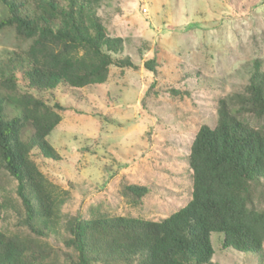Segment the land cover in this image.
Segmentation results:
<instances>
[{
  "label": "rangeland",
  "instance_id": "374dc122",
  "mask_svg": "<svg viewBox=\"0 0 264 264\" xmlns=\"http://www.w3.org/2000/svg\"><path fill=\"white\" fill-rule=\"evenodd\" d=\"M98 13L107 36L123 41V52L113 58L131 65H112L101 85L54 92L70 108L60 113L49 137L59 160H45L36 151L31 160L59 200L57 234L37 238L20 227L16 183L4 174L0 181V231L38 241L49 251L50 264H68L73 251L65 245L66 227L77 217L161 222L186 207L197 134L202 126H217L220 103L245 93L254 64L264 65V0H104ZM6 15L0 3V21ZM31 44L18 39L14 29L0 30V58L24 55ZM51 47L60 53L59 44ZM149 60L156 74L145 68ZM1 91L14 97L26 93L21 84ZM29 94L54 104L48 95ZM245 120L256 129L264 126V120ZM127 186L149 192L137 199ZM254 206L264 210V180ZM222 240V234L211 236L213 264H264V244L256 256L225 250Z\"/></svg>",
  "mask_w": 264,
  "mask_h": 264
},
{
  "label": "trees",
  "instance_id": "16d2710c",
  "mask_svg": "<svg viewBox=\"0 0 264 264\" xmlns=\"http://www.w3.org/2000/svg\"><path fill=\"white\" fill-rule=\"evenodd\" d=\"M103 1L0 0L7 11L0 30L14 29L18 39L32 40L24 55L0 58V89L15 91L21 84L26 90L21 97L0 90V181L4 174L16 183L23 211L19 226L37 238L58 232L59 200L31 160L34 151L45 160H59L49 137L60 113L70 108L54 92L101 85L112 65H131L113 58L123 52V41L107 36L98 13ZM54 43L61 46L58 54ZM145 68L156 74L153 60ZM30 92L48 95L54 104ZM218 115L217 126H202L191 147L193 192L186 207L161 222L77 217L66 227L65 245L73 251L67 263L213 264V233L223 235L225 250L260 255L264 210L254 206V193L264 180V126L253 128L245 119L264 120V65L254 64L245 93L220 103ZM125 190L137 199L149 192L140 186ZM3 210L0 198V218ZM37 242L0 231V264H50L49 251Z\"/></svg>",
  "mask_w": 264,
  "mask_h": 264
}]
</instances>
